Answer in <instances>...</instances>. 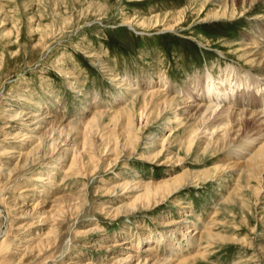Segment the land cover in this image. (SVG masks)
<instances>
[{
    "label": "rangeland",
    "instance_id": "rangeland-1",
    "mask_svg": "<svg viewBox=\"0 0 264 264\" xmlns=\"http://www.w3.org/2000/svg\"><path fill=\"white\" fill-rule=\"evenodd\" d=\"M217 10L211 0H0V264H264V172L247 184L246 150L183 143L204 103L200 90V102L183 93L206 72L220 80L235 68L232 101L264 97L254 81L264 85V65L240 51L264 31V0L233 19H210ZM159 88L182 103L158 115L151 102L145 124L142 92ZM134 100L128 125L121 109ZM227 105L254 111L249 134H264V109ZM50 138L55 150L24 168ZM177 178L171 193L158 187Z\"/></svg>",
    "mask_w": 264,
    "mask_h": 264
},
{
    "label": "bare ground",
    "instance_id": "bare-ground-1",
    "mask_svg": "<svg viewBox=\"0 0 264 264\" xmlns=\"http://www.w3.org/2000/svg\"><path fill=\"white\" fill-rule=\"evenodd\" d=\"M211 1L218 5L219 10L214 11L212 13H210V11H209L208 14H209V16L211 15L210 19L217 20V19H224V18L233 19L238 15H240V16L245 15L247 12L253 11V6L259 0H242V5H241L242 7H241V11H239V12H237L238 9L236 7V4H237V2H239V0H211ZM242 46L241 47L238 46V48L239 47L242 48V49H240L241 54H242L241 56L242 57L244 56L246 61H248L249 63H254V64L257 63V64L264 65V31L263 30H257L255 32V35L249 36L247 41H245ZM236 77H238V74H237L235 68L229 67L223 73V76H221L220 80L214 79V76L210 72H206V74H204L202 76V79L200 81L194 80L193 82H190V90H184V92H185V93H183V95H185L184 98H192L191 101L198 100L199 102H200V100H203L204 103H203V106L198 107V110L194 115L195 118L199 117V119L194 120L193 125L187 131L186 141L185 142L182 141V142L184 143V146H185L187 151L192 147L194 142L197 139H199L200 137L201 138L204 137V139H205L203 141L205 143V149L209 148L211 146L214 148L219 146V147L224 148V149L230 148L229 149L230 152H235V151L237 152V150H242V149L246 150L248 152V156L245 158V160H244L245 162L241 165L242 167L239 169L240 170L239 176L244 177L247 184H249L250 180L259 179L262 172H264V141H262V139L264 138V134H262L258 130L254 135L249 134L250 131H252V129L255 128L254 124L256 122L257 116L255 114H253V113H255L254 111L253 112L250 111L249 116H248V114L244 113V112H240V113L231 112L230 111L231 105L230 106L227 105V108H225L223 110H221V109H222V107L224 108L225 104H239V105H241V104H243V102H247V104L250 103L255 108H261V110H262V109H264V97L251 98L250 96L245 95L244 93H241L240 97L238 96L240 100L232 101V98L228 97L226 95V93H227L228 89L234 88L236 85H237L236 87H238L239 83L234 82L235 80H237ZM122 81H124V80H122ZM243 81H244L243 79H240V82H241V84H243V86H245V87H248V85L251 86V79H250V82L248 84L243 82ZM254 81L258 85L257 90H262V88H264V85L263 84L261 85L258 80H254ZM163 84H165V82ZM128 86H129L128 88L130 89L129 91L135 90L138 92V90H139V89H137L131 85H128ZM192 90L194 92L195 91L197 92L199 90L201 91L200 96H202V97H200V100L197 96L198 94L193 93ZM176 91L180 93V91H178V90H176ZM139 93H140V91H139ZM142 96H143V102H142L139 109H141V115L140 116L141 117L144 116L143 118L145 120V124L148 123V119L150 118L149 115L151 114V112H149L147 114V107H148V104H150L151 102H152V104L154 103L153 107L155 108L154 110L157 112L158 115L162 111H165V110H169V111L173 110L174 113H176V112H178L176 110L177 106H179L182 103L174 95L169 96L168 91L163 93L160 88L158 90H152V91L151 90L148 91V89H145L142 92ZM158 96H159V98H157ZM155 98L159 99V100L161 99V101L160 102H154ZM135 101L136 100L132 101L129 106H124L121 109L122 113H124L126 111L129 113L128 115H126L127 117L125 119L127 124H128V122H129V124L131 123L132 118H130V116L133 112V108L135 106ZM184 103L185 102H183V104ZM196 105H198V103ZM219 107H220V110H217ZM228 108H230V110ZM259 113H261V112L259 111ZM176 115L177 114H175V118H177V120H180V117L176 116ZM184 119H189V117H186ZM182 121L183 120L180 121L181 125H182ZM189 121H191V119H189ZM72 122L73 121H71V123ZM78 125H80V124H78ZM240 131H241V133H240ZM239 133H240V135L238 136ZM47 137H49V136H47ZM56 142H57V138H53V139L50 138L46 142L38 141V146L41 147L40 152L41 151L42 152L40 154H39V152H37V154L35 156H33V158H31V160L29 159L30 162L26 161L23 164V167L26 168L29 163L30 164H37L40 161L46 159L47 151H49V152L54 151L56 148ZM29 155H31V154H29ZM241 156L244 158V154ZM92 159H93V157H92ZM72 164L73 163L70 164L71 166L69 165V167L67 169L68 171H69V168L72 167ZM73 166H75V164ZM64 173H63V175H64ZM71 174H72V172H71ZM37 178L39 180L43 179L42 176H40V175ZM175 179H172V180L170 179V181L169 180H162L161 185H159L158 187L162 186L169 193H171L174 189L181 186L179 184L180 182H178L179 179L178 178H177V180H175ZM46 180H47L46 183H49L48 181H50L51 179L49 177H47ZM173 185H174V187H173ZM155 186H157V185H155ZM196 234H198V232ZM153 249L154 248H153L152 244H150L148 246L147 251H153Z\"/></svg>",
    "mask_w": 264,
    "mask_h": 264
}]
</instances>
